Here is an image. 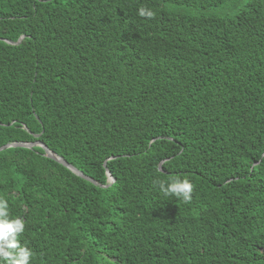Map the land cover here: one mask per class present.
Here are the masks:
<instances>
[{
    "label": "trees",
    "instance_id": "1",
    "mask_svg": "<svg viewBox=\"0 0 264 264\" xmlns=\"http://www.w3.org/2000/svg\"><path fill=\"white\" fill-rule=\"evenodd\" d=\"M35 140L104 186L0 150L30 264H264V0H0V146Z\"/></svg>",
    "mask_w": 264,
    "mask_h": 264
},
{
    "label": "clouds",
    "instance_id": "2",
    "mask_svg": "<svg viewBox=\"0 0 264 264\" xmlns=\"http://www.w3.org/2000/svg\"><path fill=\"white\" fill-rule=\"evenodd\" d=\"M138 16L154 19L155 13L141 7ZM154 185L164 197H174L184 204H190L194 191L193 184L187 180L172 179L169 182L154 181ZM10 212L6 200L0 199V260L5 264H30L33 253L27 247H22L19 238L25 231V222L20 219H9Z\"/></svg>",
    "mask_w": 264,
    "mask_h": 264
},
{
    "label": "water",
    "instance_id": "3",
    "mask_svg": "<svg viewBox=\"0 0 264 264\" xmlns=\"http://www.w3.org/2000/svg\"><path fill=\"white\" fill-rule=\"evenodd\" d=\"M20 39L17 42H19ZM8 42L9 43H12L10 41H8ZM15 44H16V42H15ZM36 145L37 146H41L43 148L44 155L45 156H47L48 158L53 159V160L57 161L58 163L62 164L63 166H65L66 168H68L70 171H72L75 175H78L79 177H81V178H83V179H85V180L93 183L94 185L104 186V185L98 184L96 181H94L89 176L84 175L81 171H79L77 168H75L74 166H72L71 164H69L62 157H60V156L56 155L55 153H53L40 140H35V141H32V142H30V141H28V142H11V143H7V144H4V145L0 146V150H3L5 148H7V147H25V148H31V147L36 146ZM103 166L105 167V162H104ZM158 169L161 170L160 164L158 166ZM106 175H107V182L109 184V183H111L113 181V178H112V176L110 175V173L107 170H106Z\"/></svg>",
    "mask_w": 264,
    "mask_h": 264
}]
</instances>
